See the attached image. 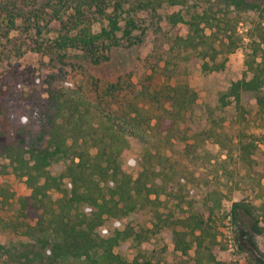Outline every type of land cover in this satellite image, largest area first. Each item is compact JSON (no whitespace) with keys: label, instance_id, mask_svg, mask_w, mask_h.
<instances>
[{"label":"trees","instance_id":"obj_1","mask_svg":"<svg viewBox=\"0 0 264 264\" xmlns=\"http://www.w3.org/2000/svg\"><path fill=\"white\" fill-rule=\"evenodd\" d=\"M187 2L48 0L37 5L38 0H0L3 36L20 33L28 49L54 65L65 64L77 51L99 65L115 48L145 44L151 32L161 31V21L188 26L186 37L156 46L164 82L142 71L136 81L122 75L79 83L50 74L31 75L17 90L0 86V167L30 190L15 197L0 189V209L9 212L0 218V227L15 234L14 241L0 244V264H143L139 253L130 260L122 250L143 240L134 220L148 208L159 229L171 232L176 252L194 251L195 264H225L216 254L219 214L235 227L247 263L264 264V251L255 240L264 236V205L259 212L248 197H240L222 213L224 189L232 194L240 186L234 172L224 166V174L219 172L220 162L210 161L216 171L203 176L199 186L189 185L182 175L169 185L168 172L176 165L166 149L168 138H160L163 122L182 121L196 107L197 94L180 75L183 62L197 59L187 52L202 54L199 58L212 52L215 62L218 41L226 38L229 48L235 47L237 25L227 16L230 12L258 16L257 47L246 61L251 77L231 82L219 101L244 111L255 100L264 117V0H208L189 19L178 12L163 20L162 9ZM203 68L211 69L208 62ZM215 122L193 138L206 134L218 140ZM236 136L238 161L252 163L259 145L244 130ZM132 140L140 147L136 158ZM226 176L235 183L224 181Z\"/></svg>","mask_w":264,"mask_h":264},{"label":"rangeland","instance_id":"obj_2","mask_svg":"<svg viewBox=\"0 0 264 264\" xmlns=\"http://www.w3.org/2000/svg\"><path fill=\"white\" fill-rule=\"evenodd\" d=\"M47 1L38 0L37 5ZM207 1L188 0L183 6H166L161 11L163 20L178 12L189 19L190 15L205 8L208 5ZM221 14L225 13L221 12ZM227 14L230 21L237 25V30L232 36V44L235 43V47L231 50L226 38L224 43L219 44L218 41L216 44L218 54L215 62L212 61V52L209 54L205 52V58H199L202 57L200 56L202 54L190 50L187 52L189 57L197 59H194L191 64L183 62L181 66V78L196 92L198 98L195 109L188 113L184 120H167L161 125L160 138L162 140L164 137L168 138V142L165 144L166 149L176 165L174 170L168 172L167 182L170 185V182L176 181L177 177L182 175L189 185L199 186L203 176L212 177L215 173L216 169L214 167L212 169L211 162L214 164L220 162L219 172L224 174L223 166L234 172L235 179L240 186L232 194L228 192L229 188L224 189L227 196L223 201L222 213L228 212L232 201L240 197H248L260 212L264 205V117H260L255 100H250V103L245 104L244 111L239 110L235 105L223 107L219 101L220 94L231 82L251 77L246 61L253 49L257 47L255 24L259 18L254 13L239 15L230 12ZM0 20L2 22V17ZM239 20L242 22L238 24ZM1 25L0 86L10 85L16 90L19 89L18 86L21 83L27 84V78L31 75L43 77L50 74L63 75L69 79H75L79 83L83 79L85 83L88 79L113 81L122 75H132V79L136 81L137 73L145 71L154 73L160 77V82H164L165 78L161 76L159 70L163 63L157 61L156 46L168 47L176 36L186 37L188 34V26L183 23L172 25L167 21H161V31L156 34L154 31L151 32L145 44L115 48L112 50L109 60L104 63L93 65L82 59L80 52L77 51L69 55L65 64L54 65L49 62L47 57L40 56L28 49L27 44L22 42L20 33L14 31L8 38H5L3 36L4 26ZM165 32L167 33L163 36ZM206 32L211 34L210 29H206ZM203 62H208L211 69H204ZM241 112H243V116H241ZM213 120L216 122L212 128L219 134L216 138L218 140L207 139L206 134H203L199 140H195L193 135L211 127ZM238 130L248 133L261 149L254 161L244 166L238 161L239 152L236 141ZM187 138L190 140H183ZM131 144L136 158L140 153V147L134 140ZM216 155L220 160L214 159ZM0 161V163L3 162L1 159ZM129 163L126 162V164ZM226 177L229 180L224 178V181H228L231 185L235 183L231 177ZM1 188L9 189L15 194V197L30 194L23 179L10 173L3 174L0 167ZM56 196L55 193L54 197ZM160 209L165 213L168 212L166 208L161 207ZM7 215L9 212L6 208L0 209V218L6 219ZM217 220L220 234L216 249L217 258L225 264H248L245 254L239 248L235 227L228 218L222 219L221 214ZM134 221L143 240L126 244L122 254L128 259H134L139 253L140 262L143 264H195L193 250L188 255H181L174 250L171 232L166 228L159 229L156 225L157 218L153 208L141 211L138 219ZM14 236L13 232L0 227V244L14 241ZM255 240L260 249L264 251V236L256 237Z\"/></svg>","mask_w":264,"mask_h":264}]
</instances>
